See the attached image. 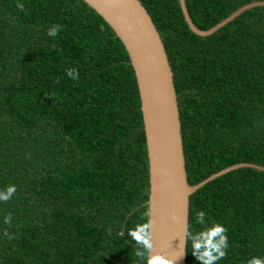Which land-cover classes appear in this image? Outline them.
Segmentation results:
<instances>
[{"label": "trees", "instance_id": "1", "mask_svg": "<svg viewBox=\"0 0 264 264\" xmlns=\"http://www.w3.org/2000/svg\"><path fill=\"white\" fill-rule=\"evenodd\" d=\"M139 1L169 59L188 183L237 163L264 166V6L197 36L178 0ZM260 1L184 0L204 30ZM129 58L82 0H0V192L17 189L0 201V264H143L127 233L147 222L149 197ZM214 223L229 244L216 264L264 259L263 170L235 168L190 194L189 230ZM185 264H199L190 241Z\"/></svg>", "mask_w": 264, "mask_h": 264}, {"label": "water", "instance_id": "2", "mask_svg": "<svg viewBox=\"0 0 264 264\" xmlns=\"http://www.w3.org/2000/svg\"><path fill=\"white\" fill-rule=\"evenodd\" d=\"M110 26L122 41L130 56L138 87L140 110L148 148L149 197L154 221L153 254L159 253L185 264L187 242L184 233L188 225L189 196L213 178L235 168L248 166L264 171L255 163H237L189 184L185 171V152L181 137L177 96L173 74L162 39L139 0H82ZM180 9L192 33L211 35L244 11L264 6V1L252 2L234 11L217 25L208 29L195 27L184 0ZM172 214L178 219L173 221Z\"/></svg>", "mask_w": 264, "mask_h": 264}, {"label": "clouds", "instance_id": "3", "mask_svg": "<svg viewBox=\"0 0 264 264\" xmlns=\"http://www.w3.org/2000/svg\"><path fill=\"white\" fill-rule=\"evenodd\" d=\"M19 10L24 9L22 3L17 4ZM60 28L58 25L53 26L48 31V35L55 37ZM69 78L78 79V72L75 69L69 68L66 71ZM17 191L14 185H10L6 188L5 192H0V201L7 202ZM152 209L149 208L144 212L143 216L147 219V222L137 224L134 228L128 230V236L134 241V254L138 261H142L143 264H174L175 260L168 258L162 254L154 252V244L152 241V230L154 227V221L151 218ZM11 215L5 217V223L11 222ZM171 219L177 220L178 217L172 214ZM196 222L203 225L205 223L204 213H196ZM227 229L219 224L214 223L211 228H205L199 233H193L189 230V226L186 224L184 233L186 241L191 242L192 255L196 257L199 264H216L217 261L226 257V249L229 247L228 239L226 236ZM7 235V232L5 233ZM247 264H264V259L252 258Z\"/></svg>", "mask_w": 264, "mask_h": 264}]
</instances>
